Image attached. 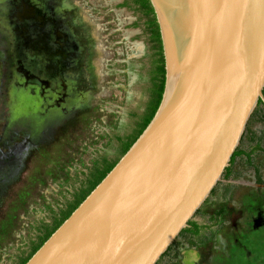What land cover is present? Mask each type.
<instances>
[{
	"label": "rangeland",
	"instance_id": "1",
	"mask_svg": "<svg viewBox=\"0 0 264 264\" xmlns=\"http://www.w3.org/2000/svg\"><path fill=\"white\" fill-rule=\"evenodd\" d=\"M122 1L0 0V264L25 254L141 110L146 35ZM53 26L67 59L46 48ZM237 148L192 216L211 227L179 233L157 264H264V105Z\"/></svg>",
	"mask_w": 264,
	"mask_h": 264
},
{
	"label": "water",
	"instance_id": "2",
	"mask_svg": "<svg viewBox=\"0 0 264 264\" xmlns=\"http://www.w3.org/2000/svg\"><path fill=\"white\" fill-rule=\"evenodd\" d=\"M149 1L164 57L160 102L24 264H155L229 165L258 101L264 104V0Z\"/></svg>",
	"mask_w": 264,
	"mask_h": 264
},
{
	"label": "trees",
	"instance_id": "3",
	"mask_svg": "<svg viewBox=\"0 0 264 264\" xmlns=\"http://www.w3.org/2000/svg\"><path fill=\"white\" fill-rule=\"evenodd\" d=\"M119 6L130 7L139 14L138 20L135 21L133 25H142L143 32L146 35L148 66L146 67L147 80L145 85V98L141 110L133 115L129 131L117 138L116 147L111 157L107 158L104 156L98 160L97 164L89 171L83 183L74 191L71 199H69L66 205L53 217L52 222L41 229V233L37 239L32 242L29 249L18 259L16 264H24L46 238L66 217H68L73 209L114 166L145 128L160 102L164 87L165 68L160 32L153 7L149 0H123L119 3ZM259 104L264 105L261 100L258 101L257 105ZM241 154H245V152L236 147L231 155L229 165L226 166L223 171L224 176H228L231 173V166L235 158ZM205 201L206 198L202 204L205 203ZM209 227V224L201 223L191 218L188 220L187 226L183 227L179 233L185 232L195 239H200L205 230L209 229Z\"/></svg>",
	"mask_w": 264,
	"mask_h": 264
},
{
	"label": "flooded vegetation",
	"instance_id": "4",
	"mask_svg": "<svg viewBox=\"0 0 264 264\" xmlns=\"http://www.w3.org/2000/svg\"><path fill=\"white\" fill-rule=\"evenodd\" d=\"M30 14L31 13H29L27 16H29ZM43 20H45V19L44 18L43 19H40V18L37 19V21L35 22L37 29H38L37 24L41 25L43 23V22L41 23V21H43ZM65 34L62 33V31L56 26H53L52 30H50L49 28L47 29V32H46L47 38L46 39L49 40L52 44L51 43L48 44L46 46V48L49 49V51L51 52V55L59 53L64 59L69 58L70 55H68L69 52L66 53V49H68L72 43H71V40L68 37L67 33H65ZM44 41H46V40H44ZM32 42H35V40L32 39ZM40 48H45V45L44 46L40 45ZM20 257L17 258L15 264L17 263V261Z\"/></svg>",
	"mask_w": 264,
	"mask_h": 264
}]
</instances>
